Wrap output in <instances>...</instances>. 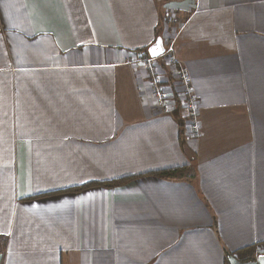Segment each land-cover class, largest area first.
Wrapping results in <instances>:
<instances>
[{"label": "crops", "instance_id": "crops-1", "mask_svg": "<svg viewBox=\"0 0 264 264\" xmlns=\"http://www.w3.org/2000/svg\"><path fill=\"white\" fill-rule=\"evenodd\" d=\"M158 40L164 106L136 60ZM250 245L264 0H0V264H225Z\"/></svg>", "mask_w": 264, "mask_h": 264}, {"label": "built area", "instance_id": "built-area-1", "mask_svg": "<svg viewBox=\"0 0 264 264\" xmlns=\"http://www.w3.org/2000/svg\"><path fill=\"white\" fill-rule=\"evenodd\" d=\"M172 50L171 46L167 49V52ZM155 59L151 55H148L145 51H141L138 54L137 61L143 62L148 67L149 71V81L152 87L154 99L159 106H164L167 100V94L162 86L161 80L158 76V73L155 69ZM170 64L173 67L174 73L176 74L177 79L182 83L184 87V93L187 104V118H188V128L194 138L199 136V126L195 119L196 113L194 109V101L191 89V82L188 73L186 70L176 61L173 57H169Z\"/></svg>", "mask_w": 264, "mask_h": 264}, {"label": "trees", "instance_id": "trees-1", "mask_svg": "<svg viewBox=\"0 0 264 264\" xmlns=\"http://www.w3.org/2000/svg\"><path fill=\"white\" fill-rule=\"evenodd\" d=\"M146 52V50H145ZM176 171V169H165V170H161V171H157L155 174H158L159 176L162 177H169L172 176L173 173ZM126 181V178H122V179H117V180H113L110 182H91V183H86L80 186H76L74 188H70V190L73 191H78L84 187H88V186H94V185H104V186H110V185H120L122 183H124ZM225 253V264H228L227 261V256L231 255L234 256L237 260L239 261H248V260H252L255 259V245H250V246H246L244 248H241L235 252H229L226 249L224 250Z\"/></svg>", "mask_w": 264, "mask_h": 264}, {"label": "water", "instance_id": "water-1", "mask_svg": "<svg viewBox=\"0 0 264 264\" xmlns=\"http://www.w3.org/2000/svg\"><path fill=\"white\" fill-rule=\"evenodd\" d=\"M161 44L159 40L155 42L148 50L149 55L156 57L161 54ZM157 49L156 52H153V49ZM228 264H264V253L258 254L255 259L248 261H239L234 256H227Z\"/></svg>", "mask_w": 264, "mask_h": 264}, {"label": "snow or ice", "instance_id": "snow-or-ice-1", "mask_svg": "<svg viewBox=\"0 0 264 264\" xmlns=\"http://www.w3.org/2000/svg\"><path fill=\"white\" fill-rule=\"evenodd\" d=\"M156 50H157V49L154 48V49H153V52H156Z\"/></svg>", "mask_w": 264, "mask_h": 264}]
</instances>
